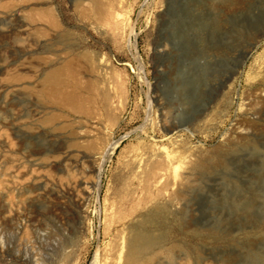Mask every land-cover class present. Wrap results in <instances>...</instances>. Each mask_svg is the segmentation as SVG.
I'll return each mask as SVG.
<instances>
[{
  "label": "rangeland",
  "instance_id": "1",
  "mask_svg": "<svg viewBox=\"0 0 264 264\" xmlns=\"http://www.w3.org/2000/svg\"><path fill=\"white\" fill-rule=\"evenodd\" d=\"M167 4L0 0V264H264V0Z\"/></svg>",
  "mask_w": 264,
  "mask_h": 264
},
{
  "label": "bare ground",
  "instance_id": "2",
  "mask_svg": "<svg viewBox=\"0 0 264 264\" xmlns=\"http://www.w3.org/2000/svg\"><path fill=\"white\" fill-rule=\"evenodd\" d=\"M58 76V71H53L49 74L47 73L45 79L48 82H57ZM157 241L158 239L148 232H136L130 240L128 252H126L127 254L125 260L127 261V264H139L142 258H148L146 256L147 253L157 243ZM141 263H143V261H141Z\"/></svg>",
  "mask_w": 264,
  "mask_h": 264
},
{
  "label": "water",
  "instance_id": "3",
  "mask_svg": "<svg viewBox=\"0 0 264 264\" xmlns=\"http://www.w3.org/2000/svg\"><path fill=\"white\" fill-rule=\"evenodd\" d=\"M173 5H174V0H168L167 10H171Z\"/></svg>",
  "mask_w": 264,
  "mask_h": 264
}]
</instances>
